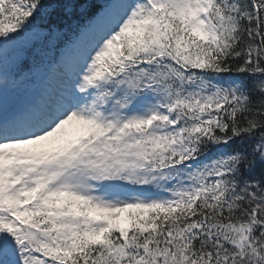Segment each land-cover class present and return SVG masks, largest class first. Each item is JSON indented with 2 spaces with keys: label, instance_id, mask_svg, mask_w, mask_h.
Wrapping results in <instances>:
<instances>
[{
  "label": "snow or ice",
  "instance_id": "6c2138e0",
  "mask_svg": "<svg viewBox=\"0 0 264 264\" xmlns=\"http://www.w3.org/2000/svg\"><path fill=\"white\" fill-rule=\"evenodd\" d=\"M0 264H264V0H0Z\"/></svg>",
  "mask_w": 264,
  "mask_h": 264
}]
</instances>
